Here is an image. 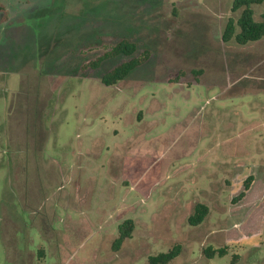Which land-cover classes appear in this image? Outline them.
<instances>
[{
	"label": "rangeland",
	"instance_id": "374dc122",
	"mask_svg": "<svg viewBox=\"0 0 264 264\" xmlns=\"http://www.w3.org/2000/svg\"><path fill=\"white\" fill-rule=\"evenodd\" d=\"M235 1L0 0V264H264V39L223 41ZM122 41L148 58L106 86Z\"/></svg>",
	"mask_w": 264,
	"mask_h": 264
},
{
	"label": "trees",
	"instance_id": "16d2710c",
	"mask_svg": "<svg viewBox=\"0 0 264 264\" xmlns=\"http://www.w3.org/2000/svg\"><path fill=\"white\" fill-rule=\"evenodd\" d=\"M264 0H236L233 4V11H241L240 17L230 19L225 32L223 34L224 42H236L238 45L246 46L250 43L258 42L264 39V15L263 20L257 21L255 19V5H261ZM4 7L0 4V14H3ZM137 45L129 41H122L117 44L110 52L106 53L99 62L96 64L98 67L100 63L108 58L125 56L129 60L123 62L117 66L111 72L105 74L102 78V82L106 86H113L119 82L125 80L135 69L142 66L147 58L148 54L144 58L136 57ZM201 71H196L195 74L199 75ZM253 176H249L244 181V192L240 193L239 199H242L246 195L253 182ZM210 209L207 205L199 203L195 207L194 214L189 218V223L192 226L201 225L207 218ZM135 229V222L133 220H127L119 226V236L113 244V249L118 251L127 239L132 238L133 231ZM182 253V246L180 244L175 245L171 250L167 252H161L157 255H152L148 259V264H171ZM220 257L225 256L227 253L225 250H214L209 248L205 250V255L209 259L215 258L216 255Z\"/></svg>",
	"mask_w": 264,
	"mask_h": 264
}]
</instances>
